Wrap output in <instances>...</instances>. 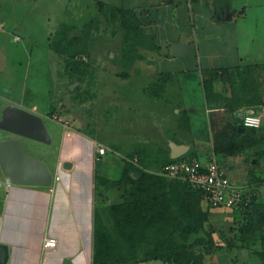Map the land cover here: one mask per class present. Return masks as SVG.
Masks as SVG:
<instances>
[{
    "label": "rangeland",
    "instance_id": "obj_1",
    "mask_svg": "<svg viewBox=\"0 0 264 264\" xmlns=\"http://www.w3.org/2000/svg\"><path fill=\"white\" fill-rule=\"evenodd\" d=\"M0 29L6 31L0 30V46L5 53L1 63L7 66V73H0V140L19 137L3 128L10 110L19 104L44 116L55 144L64 131L61 123L93 137H106L132 178L146 172L170 185H181L163 175L173 141L188 145L189 155L214 153L233 181L257 196L258 207L248 214L211 207L195 197L192 212L171 210L181 224L173 227L166 222L148 232L147 240L135 242L111 210L112 205L134 197L135 187L128 180L120 184L100 180L94 225L110 240L112 251L124 259L148 258L171 248L191 253L203 245L196 252L206 264H262L264 121L260 128L244 133L237 130V122L264 106V64L214 76L202 73V112L195 114L190 108L176 112L175 107H181L177 99L168 110L160 109L156 124L152 115L149 122L138 123L140 110L129 105L131 95L123 97L120 85L131 75L145 72L153 37L133 10L110 0H0ZM186 78L188 84H202L201 74L190 73ZM110 89L120 92L113 94ZM123 100L128 104L123 105ZM19 139L27 155L55 161L56 151L50 158L41 156L29 148L45 146ZM131 264L169 263L148 259Z\"/></svg>",
    "mask_w": 264,
    "mask_h": 264
},
{
    "label": "crops",
    "instance_id": "obj_2",
    "mask_svg": "<svg viewBox=\"0 0 264 264\" xmlns=\"http://www.w3.org/2000/svg\"><path fill=\"white\" fill-rule=\"evenodd\" d=\"M110 1L133 10L153 37L145 72L131 75L120 85L123 97L131 95L129 105L140 110L138 123L149 122L152 115L156 124L160 109L168 110L177 99L181 107H175L176 112L184 108L202 112L205 71L222 73V69L264 64V0ZM177 43L186 48L183 56L172 55ZM4 54L0 46L1 74L7 73V66L1 63ZM190 73L201 74L202 84H188ZM122 104L128 103L123 100ZM15 107L42 119L43 138H25L45 147L33 145L29 150L48 158L56 151L57 156L48 163L23 150L48 169L51 179L47 185L13 184L5 175L0 178V247L6 248L5 261L0 264H93L97 177L118 179L123 161L106 137H93L73 126L72 135L67 136L64 129L55 144L41 113L19 104ZM262 110L264 106L258 112ZM99 146L108 148L105 155H99ZM200 158L206 161L211 156ZM48 237L56 239L55 248L44 246Z\"/></svg>",
    "mask_w": 264,
    "mask_h": 264
},
{
    "label": "trees",
    "instance_id": "obj_3",
    "mask_svg": "<svg viewBox=\"0 0 264 264\" xmlns=\"http://www.w3.org/2000/svg\"><path fill=\"white\" fill-rule=\"evenodd\" d=\"M226 71L227 69L221 70L222 73ZM204 73L214 76L219 74V71L208 70ZM240 127L244 129L242 130ZM237 130L244 133L245 130L255 129L244 127L240 120V123L237 122ZM175 160L176 159L171 158L167 164ZM97 179L99 181L101 180L103 183L112 182L114 184H120L128 180V182L135 187L137 193L134 197L121 204L111 206V210L114 211L115 216L118 218L120 217L119 223L123 226L124 232L135 242L147 240L148 232L161 227L166 222H169L173 227H175L176 224H181L179 216L172 214L171 210L177 209L180 211V214H182V212L190 213L195 209L194 206L197 205V197L205 200L203 192L192 188L188 182L180 179L168 178L180 183L182 186L170 185L161 176L146 172H141L137 178H132L128 174V167L126 164L123 166L119 179L112 180L101 176L97 177ZM253 207H258L256 195L252 196L251 201L244 209L234 210L248 214L252 211ZM96 215L95 212V218ZM96 225H98V218L96 220ZM110 246V240L106 238L104 232L100 231V229L94 225L93 264H131L146 261L148 259L161 260L169 264H206L202 255L196 252V247L191 253L171 248L163 252H155L152 256L150 254L147 256L148 258H139L135 256L131 259H124L122 255L112 251ZM261 261L262 264H264V253L261 254Z\"/></svg>",
    "mask_w": 264,
    "mask_h": 264
},
{
    "label": "built area",
    "instance_id": "obj_4",
    "mask_svg": "<svg viewBox=\"0 0 264 264\" xmlns=\"http://www.w3.org/2000/svg\"><path fill=\"white\" fill-rule=\"evenodd\" d=\"M264 110L246 113L242 118L244 127L258 129L263 125ZM65 134L72 135L74 129L69 123H62ZM99 155L107 153L105 146H99ZM167 164L163 175L171 179H180L204 194V199L211 207L228 209H244L251 201L253 194L235 183L215 155L210 160H203L197 156H181ZM57 241L53 237L45 239L46 248H55Z\"/></svg>",
    "mask_w": 264,
    "mask_h": 264
},
{
    "label": "water",
    "instance_id": "obj_5",
    "mask_svg": "<svg viewBox=\"0 0 264 264\" xmlns=\"http://www.w3.org/2000/svg\"><path fill=\"white\" fill-rule=\"evenodd\" d=\"M186 48L177 43L173 45L172 55L183 56ZM9 121L3 124V128L18 136L31 139H42L44 128L42 119L28 113L20 107L11 109L8 115ZM241 126V125H239ZM240 129H244L240 127ZM172 158L184 155L189 149L188 145L170 143ZM0 167L6 179L13 184L21 185H47L50 183V175L44 164L25 155L21 141L18 137L0 140ZM203 245H197L199 250ZM247 253V251H245ZM6 258L5 246L0 247V262Z\"/></svg>",
    "mask_w": 264,
    "mask_h": 264
}]
</instances>
